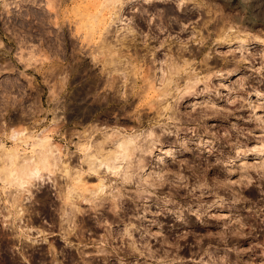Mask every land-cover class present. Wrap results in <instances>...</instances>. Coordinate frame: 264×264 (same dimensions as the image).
<instances>
[{
  "label": "rangeland",
  "instance_id": "obj_1",
  "mask_svg": "<svg viewBox=\"0 0 264 264\" xmlns=\"http://www.w3.org/2000/svg\"><path fill=\"white\" fill-rule=\"evenodd\" d=\"M0 264H264V0H0Z\"/></svg>",
  "mask_w": 264,
  "mask_h": 264
}]
</instances>
